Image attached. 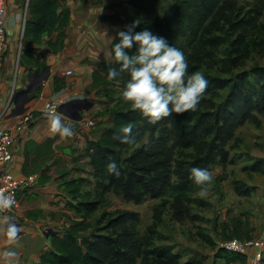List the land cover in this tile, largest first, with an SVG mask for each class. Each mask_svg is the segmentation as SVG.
<instances>
[{
	"label": "rangeland",
	"instance_id": "obj_1",
	"mask_svg": "<svg viewBox=\"0 0 264 264\" xmlns=\"http://www.w3.org/2000/svg\"><path fill=\"white\" fill-rule=\"evenodd\" d=\"M231 1L236 20L250 22L244 44L236 34L216 29L222 38L218 44L202 42L207 37L199 32L184 38L181 49L189 62L198 57L197 71L219 84L198 108L215 112L231 102L229 114L216 125L219 138L207 162L197 161L201 151L183 141L180 130L165 120L126 151L129 155L151 142L157 144L147 160L163 165L156 194L143 190L142 200L135 203L124 199L107 177L95 182L88 197L73 199L74 208L77 201L97 200L95 207H86L87 214L77 211L73 223L83 227L77 231L79 237L97 232L116 235L128 254L118 264H247L255 247L244 256H232L223 252L221 244L232 237L264 242V0ZM148 3L150 11L176 25L172 1ZM194 160L197 167L209 170L213 181L206 196L201 197L196 186L179 199L174 188L180 181L174 172L181 162ZM121 214L128 219L126 226L111 223ZM166 252L175 258L168 259Z\"/></svg>",
	"mask_w": 264,
	"mask_h": 264
},
{
	"label": "crops",
	"instance_id": "obj_2",
	"mask_svg": "<svg viewBox=\"0 0 264 264\" xmlns=\"http://www.w3.org/2000/svg\"><path fill=\"white\" fill-rule=\"evenodd\" d=\"M30 1L7 0L0 127L14 134L6 170L16 177L35 175L36 182L18 192L15 215L0 212V264H7L6 220L20 229L14 264H37L50 249L52 237L77 220L65 182L82 179L83 191L94 188L85 149L110 125V110L121 93L120 82L107 78V67L114 62L110 46L132 10L128 0H57L58 12L68 14L64 39L58 43L55 30L32 42L24 37ZM54 103L64 123L80 117L72 123L73 136L50 133L47 109ZM25 115L32 118L16 133V124Z\"/></svg>",
	"mask_w": 264,
	"mask_h": 264
},
{
	"label": "trees",
	"instance_id": "obj_3",
	"mask_svg": "<svg viewBox=\"0 0 264 264\" xmlns=\"http://www.w3.org/2000/svg\"><path fill=\"white\" fill-rule=\"evenodd\" d=\"M170 1L173 2L176 25L171 21L163 20L159 15L150 11L151 8L148 7V2H152V0H128L125 3L132 10L128 14L127 23L119 31L126 30L127 26L131 25L134 20H139L140 23L134 29V32L147 29L154 35L163 37L170 45L180 50L182 49L184 38L196 35L199 32H204L206 34L205 37H207L202 42L209 45L218 44L222 38L215 34L214 30L216 29L227 35L228 32L236 34L240 42L242 44L245 43L250 22L244 18L236 20L231 0ZM29 7L31 19L25 23V38L30 39L32 42H39L44 34L59 30L57 42L59 43L64 39L68 14L65 11L58 12L59 2L57 0H31ZM118 42L119 38L116 35L110 46V53L113 44ZM126 51L135 52V45L133 49ZM111 57L114 60L112 55ZM190 59H192V55ZM187 62L190 74L197 71L200 67L198 57ZM110 68H115L119 72V64L115 61L107 67V70ZM205 77L209 81L205 94L207 95L217 89L219 84L207 75ZM129 78L127 72H120L118 78L113 80L120 82L121 93L116 104L110 110V125L103 129L98 139L88 142L85 155L89 157L92 175L96 181L109 177L111 182L115 183L124 199L139 203L142 200L143 190L152 195L159 190L161 186L159 172L163 165L147 163V160L152 155L151 152L155 149L154 146L157 145L153 142L147 146H142L133 153L130 152L129 155H126V151L133 150L147 133L156 132L159 129V124L168 120L172 126L180 130L183 141L191 143L194 148L201 151L202 156L197 161L204 164L209 159L219 138L216 125L219 119L226 118L229 114L231 102L226 103L225 107L219 108L215 112L202 111L197 108L194 112L174 113L172 117L163 118L155 125H152L138 111H133L130 104L125 103L122 98L121 94L124 85ZM128 123L134 125L133 136L135 137V142L131 144L122 143L118 138L122 134L121 128ZM207 137H210L208 142L205 140ZM113 160L116 161L120 169L119 177L107 172V165ZM197 161L194 160L187 164L181 162L179 168L174 172L180 181V186L174 188L179 199L184 198L188 191L196 187L190 178V169L197 167ZM138 171H141V173ZM151 173L154 174L151 175ZM82 184V179H71L65 182L68 193L72 198L70 200L73 201L76 197H88L90 195L89 191H81ZM97 195L101 199V194ZM95 203H97V200L94 199L90 202L77 201L74 209L87 214L88 212L85 211L86 207L91 206L93 208L96 206ZM125 215H129L132 218L135 217V214ZM127 220H123L121 214L110 221L116 226H126ZM82 228L79 222H74L63 231L57 232L52 237L50 249L41 255L37 264H118L120 259L128 257L127 252L123 248L125 244L121 240L119 241L116 235L110 236L109 234L97 232L89 236L79 237L77 231L79 232ZM145 241L147 242V239ZM222 250L228 255L244 256V254L227 252L223 248ZM262 254L261 264H264V251ZM164 256L168 257V259L175 258L174 254L169 252L164 253Z\"/></svg>",
	"mask_w": 264,
	"mask_h": 264
},
{
	"label": "clouds",
	"instance_id": "obj_4",
	"mask_svg": "<svg viewBox=\"0 0 264 264\" xmlns=\"http://www.w3.org/2000/svg\"><path fill=\"white\" fill-rule=\"evenodd\" d=\"M139 20L127 26L126 30L116 33L119 42L113 44L110 55L119 64V72L110 68L107 73L109 80L118 78L120 72H127L129 79L124 85L122 98L130 104L133 111H138L149 124L155 125L163 118L172 117L173 113L183 114L196 111L204 99L209 81L201 71H194L189 75V66L184 53L170 45L163 37L154 35L144 29L134 32ZM130 53L126 50L133 49ZM56 97H53L55 101ZM55 103L47 109L49 131L55 136L71 137L74 135L73 124L64 123L61 115L57 114ZM132 123L121 128L118 137L122 143H134ZM107 172L119 177L120 169L116 161L107 165ZM190 178L199 188V195H207L213 176L205 168L190 169ZM12 195L0 194V212H5L15 205ZM6 234L9 248L3 252L7 264H14L18 256L14 245L17 241L19 227L12 221L6 220Z\"/></svg>",
	"mask_w": 264,
	"mask_h": 264
},
{
	"label": "built area",
	"instance_id": "obj_5",
	"mask_svg": "<svg viewBox=\"0 0 264 264\" xmlns=\"http://www.w3.org/2000/svg\"><path fill=\"white\" fill-rule=\"evenodd\" d=\"M6 5L7 0H0V64L3 59L6 46ZM70 74L69 71L66 75ZM32 118L31 115H25L20 118L16 124L15 132L22 131L24 126ZM92 124V122H88ZM14 143V134L7 129L0 127V194L12 195L15 199V205L11 209L1 212L5 215H15L19 206L18 192L22 188L32 186L36 182L35 175H28L23 177H16L10 171L6 170V165L10 162L12 156V146ZM264 242L262 240L252 241L248 239H239L236 237L230 238L221 244V247L227 251L237 254H248L252 247H255L256 252H253V257L247 264H259L262 259L260 250L263 248Z\"/></svg>",
	"mask_w": 264,
	"mask_h": 264
},
{
	"label": "water",
	"instance_id": "obj_6",
	"mask_svg": "<svg viewBox=\"0 0 264 264\" xmlns=\"http://www.w3.org/2000/svg\"><path fill=\"white\" fill-rule=\"evenodd\" d=\"M29 89H30V88H28V90H29ZM75 120H76V121H79V120H80V117H78V118H75V119H71V121H70V122H71V123H74V121H75ZM52 233L54 234V232H52Z\"/></svg>",
	"mask_w": 264,
	"mask_h": 264
}]
</instances>
